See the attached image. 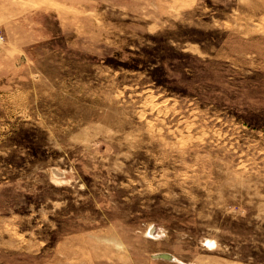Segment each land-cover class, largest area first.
<instances>
[{"label":"rangeland","instance_id":"rangeland-1","mask_svg":"<svg viewBox=\"0 0 264 264\" xmlns=\"http://www.w3.org/2000/svg\"><path fill=\"white\" fill-rule=\"evenodd\" d=\"M0 264H264V0H0Z\"/></svg>","mask_w":264,"mask_h":264},{"label":"built area","instance_id":"built-area-1","mask_svg":"<svg viewBox=\"0 0 264 264\" xmlns=\"http://www.w3.org/2000/svg\"><path fill=\"white\" fill-rule=\"evenodd\" d=\"M0 37H1V34H0Z\"/></svg>","mask_w":264,"mask_h":264}]
</instances>
